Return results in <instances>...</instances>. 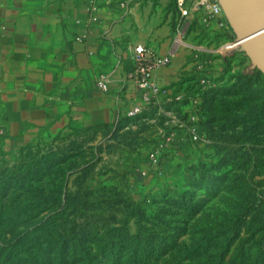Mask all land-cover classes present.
Returning <instances> with one entry per match:
<instances>
[{"label": "rangeland", "instance_id": "1", "mask_svg": "<svg viewBox=\"0 0 264 264\" xmlns=\"http://www.w3.org/2000/svg\"><path fill=\"white\" fill-rule=\"evenodd\" d=\"M176 13V44L191 49L193 66L182 102L110 128L0 147V264H55L47 231L58 229L114 249L93 264H211L216 244L234 238L232 247L264 261L254 245L264 240V72L224 8L183 17L176 5ZM194 116L208 128L207 142L178 125L193 127ZM160 129L172 136L167 145ZM13 243L19 253L7 259ZM199 244L209 248L187 253Z\"/></svg>", "mask_w": 264, "mask_h": 264}, {"label": "crops", "instance_id": "2", "mask_svg": "<svg viewBox=\"0 0 264 264\" xmlns=\"http://www.w3.org/2000/svg\"><path fill=\"white\" fill-rule=\"evenodd\" d=\"M178 30L176 0H0V147L122 121L140 104L125 80L139 44L172 56L156 73L172 91L193 67ZM101 73L113 74L108 92Z\"/></svg>", "mask_w": 264, "mask_h": 264}, {"label": "built area", "instance_id": "3", "mask_svg": "<svg viewBox=\"0 0 264 264\" xmlns=\"http://www.w3.org/2000/svg\"><path fill=\"white\" fill-rule=\"evenodd\" d=\"M132 0H120L123 7H127ZM176 5L180 11L181 16L187 17L195 10H206L209 15H218L223 11V6L220 0H176ZM180 33V28L178 34ZM84 36H80L78 39ZM133 65L132 69L126 74L125 80L130 90L131 98L138 100L140 104L132 105L128 111V117L137 116L147 108L161 107L173 103H179L184 100L183 93L179 90L172 91L165 90L158 81L156 73L160 68L168 67L172 63L171 55H161L148 45L139 44L133 48L132 54ZM112 73H101L97 78V86L100 91L108 92L112 78ZM170 118L176 119L171 113H168ZM199 118L192 117L194 126L188 128L182 123H178L181 128L187 129L193 142L209 140L205 130L198 123ZM177 122V121H176ZM5 128L0 127V143L5 136ZM160 135L164 139L165 145L171 140V134L166 130L160 129ZM152 159L157 165H161L162 155L158 156L157 152L151 153Z\"/></svg>", "mask_w": 264, "mask_h": 264}, {"label": "trees", "instance_id": "4", "mask_svg": "<svg viewBox=\"0 0 264 264\" xmlns=\"http://www.w3.org/2000/svg\"><path fill=\"white\" fill-rule=\"evenodd\" d=\"M191 81L187 79L180 80L179 82L175 83V90L181 89L184 85L187 83L189 84ZM191 84L188 85V87ZM249 86H250V81H249ZM177 103H173L167 106H174ZM157 106L155 107H150L147 108L143 111V113L134 116V117H128V118H140L145 115V113L150 112V111H156ZM206 134L208 135V128L203 127ZM71 131L73 132H83L85 130H77V129H72ZM76 230H70L69 233L67 234L68 231L65 229H58L54 234H51L52 231H47L49 233V236H52L53 240H50L48 243V260L49 261H54L55 264H93V261L95 259L96 254L100 253H105L108 250L113 251L114 249L107 247L105 244L102 245H94L93 246H86L83 241H79L78 239H75V235L73 236V233ZM23 235H19L15 237V241L18 243L22 240ZM236 238H234L232 241L225 243L224 245L216 244L218 247L217 249L212 252L210 255V259L213 260L211 264H264V261H260L261 256L256 255V254H251L249 253L250 250L249 248L246 249L245 246H241L238 248L232 247L234 241ZM14 244L10 245V253L6 255L7 259H10V255L12 253L18 254V246L14 248ZM253 245V244H252ZM258 249L257 251L263 252L264 250V240L260 243H255L254 244ZM254 245L252 246L254 248ZM25 252H29L27 246H21ZM207 247L206 244H199L195 248L189 250L187 253H197L199 256L201 255L200 252H204ZM213 246H210V248ZM252 248V249H253ZM6 247H2V250H0V257L4 253ZM256 249V248H255ZM46 257V258H47ZM115 264H121L120 260L115 261ZM129 264H137L134 260H130Z\"/></svg>", "mask_w": 264, "mask_h": 264}, {"label": "water", "instance_id": "5", "mask_svg": "<svg viewBox=\"0 0 264 264\" xmlns=\"http://www.w3.org/2000/svg\"><path fill=\"white\" fill-rule=\"evenodd\" d=\"M238 39L264 72V0H220Z\"/></svg>", "mask_w": 264, "mask_h": 264}]
</instances>
